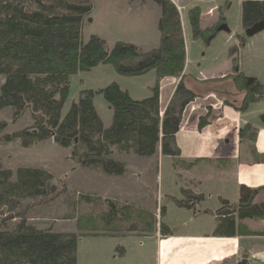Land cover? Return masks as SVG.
<instances>
[{"label":"trees","instance_id":"obj_1","mask_svg":"<svg viewBox=\"0 0 264 264\" xmlns=\"http://www.w3.org/2000/svg\"><path fill=\"white\" fill-rule=\"evenodd\" d=\"M152 1L159 8V42L144 51L122 41L109 47L97 35L84 42L81 29L91 12L90 0H0V76L3 78L0 109H11L12 122L25 112H29L31 120L30 127L4 135V141H18L20 146L28 148L51 139L56 145L70 149L74 163L99 169L108 176L125 172V164L113 158L114 151L145 158L159 151L172 159L175 170L191 167L192 163L180 158L174 139L185 107L195 98L182 82L186 50L180 12L173 0ZM221 8L217 10L214 25L203 26L200 7L187 9L193 39H201L207 45L214 38L217 27L226 24ZM240 21L241 28L250 33L264 28V0H241ZM237 51L235 45L229 50L233 71L230 77L236 90L244 93L239 107L244 109L263 96V89L257 79L237 71V58L233 56ZM100 64H109L117 74L128 77L154 71L150 95L133 99L113 81L96 91H80L77 100L61 116L70 77ZM165 77L181 79L161 112L159 82ZM95 94L102 95L111 111L106 127L93 104ZM259 118L264 125V112ZM204 123L200 121L199 126ZM247 130L253 138L256 131L249 124L240 134ZM177 176L182 184L179 190L182 198L175 202L192 209L202 201L203 195L196 193V182ZM261 190L264 187L241 184L235 204L221 199L220 207L214 212L213 235L255 234L242 221L264 218V199L255 202ZM61 197V209L67 214L53 216L46 227L29 220V212L36 206L49 205ZM60 218L75 221L77 230L83 234L112 231L111 228L145 233L154 224L153 214L132 204L69 190L65 185L58 188L52 175L42 168L18 167L13 171L0 161V264H76L79 235L53 231L54 223ZM168 230L164 224L160 225L162 233ZM238 264L250 263L243 256Z\"/></svg>","mask_w":264,"mask_h":264},{"label":"crops","instance_id":"obj_2","mask_svg":"<svg viewBox=\"0 0 264 264\" xmlns=\"http://www.w3.org/2000/svg\"><path fill=\"white\" fill-rule=\"evenodd\" d=\"M190 1V3L193 1L192 5L198 4L200 7V20L205 17L207 21L212 19L206 14L210 8L216 12L215 17H217V10L221 7L215 2L210 3L212 0ZM185 5L186 11L192 6L187 3ZM181 15L180 13V17ZM185 16L184 20L187 24V15ZM186 28L182 24L186 50L182 82L195 94V98L185 107L174 139L180 151V158L192 165L185 170H175L172 167V159L162 156L159 151L151 157L137 158L150 160L155 157L158 165L167 158L173 176L179 174L184 179L190 177L188 180L197 183L196 193H201L203 199L188 210L175 202V199L182 198L179 188L176 193L159 191L154 195L151 204L148 202L149 197L139 189L128 197H112L119 202L129 203L148 211L160 219L157 222L154 219L152 230L145 233L118 231L117 228L115 230L111 228L112 231L83 234L82 231L77 230L74 221L75 230L71 232L79 235L76 264H238L243 256L250 264H264V234H258L264 232V229L255 230L254 227L256 220L261 221L264 227V218L242 221L255 234L222 237L212 233L215 227L214 212L220 207L221 199L235 204L238 201V188L241 184L252 188L264 187V125L259 118L264 112V66L259 72L247 74L261 83L263 96L255 102H250L244 109H240L244 93L235 88L230 77L233 75L231 66L228 62L218 63V58H214L213 55L206 62H203L206 58H203L204 54L201 58H190L188 40L190 39L191 42L193 38L191 28L188 26L190 33H187ZM263 55L259 52L257 56L262 59ZM199 60L200 63L197 64ZM147 74H151L149 77L151 84L145 85L144 98L150 95V89L155 82V73L151 71ZM180 79L165 77L160 80L161 112L171 99ZM122 89L127 90L133 98L128 88ZM200 121L205 123L199 126ZM248 124L256 131L253 138L249 136L251 132L248 130L240 134ZM125 164L128 168L127 163ZM262 199H264V190L256 195L255 202ZM161 224L168 227L166 233L160 231ZM94 227L103 229L100 225ZM79 242L86 244L78 245ZM79 256L83 257L82 261L79 260Z\"/></svg>","mask_w":264,"mask_h":264},{"label":"rangeland","instance_id":"obj_3","mask_svg":"<svg viewBox=\"0 0 264 264\" xmlns=\"http://www.w3.org/2000/svg\"><path fill=\"white\" fill-rule=\"evenodd\" d=\"M90 1L92 6L91 12L89 17L84 19L81 29L84 42L91 35H97L103 38L109 47L116 41L133 43L144 51L158 45L157 18L159 16V8L152 0ZM173 1L182 14L183 26H186L187 33H190L188 32V18L187 24L184 20L185 15H187L185 4L187 3L190 6L193 4V1L192 3H190V0ZM213 2L217 6L221 5L223 7L227 28L217 32V35L208 45L201 39H191V42H189V39L190 58H201L202 54H204L203 58H206L203 62H206L213 55L214 58H218V63L221 61L223 63L228 62L231 66L229 50L235 45L238 46V51L233 56L237 58L238 72L251 77L247 74L259 72L261 67L264 66V55L262 59H259L257 56L259 52L264 54V28L253 33L241 28V0L210 1V3ZM196 5L198 6V4L192 6ZM213 12L211 8L208 9L206 14H209V18L212 17V19L207 21V17L203 18L200 22L201 26L205 24L214 25L216 12ZM242 38H244V41L241 43ZM198 63H200V60ZM258 64L261 66L259 67ZM147 73L141 75L142 77L122 76L116 73L113 66L100 64L87 72L74 74L69 79L68 95L63 104L61 116L67 112L70 104L77 100L80 91L85 89L96 91L113 81L122 88H128L133 99H140L146 94L145 85L147 83L151 84L149 78L151 74ZM2 81L3 78L0 76V84ZM93 104L104 126H108L111 111L101 94L94 95ZM11 115L12 111L10 108L0 109V161L5 168L13 171L18 167L42 168L52 175L53 183L58 188L65 185L69 190L84 194H95L103 198L111 197L109 199L116 196H131L139 189L143 190L144 194L149 197L148 202L151 204L154 195L159 191H175L173 193H176L178 192V188L180 190L182 184L178 180L177 174H175L176 177L173 176L171 164L167 158L163 163L160 162L158 165L155 157L146 160L145 158H137L138 156H126L114 151V158L118 161L121 160L120 162L123 161L124 164L127 163L128 168H126L125 164V172L120 177L108 176L103 174L99 169L84 168L74 163L70 159V149L56 145L51 139L41 141L28 148L20 146L18 141L5 142L4 135H10L31 125L29 112H25L16 122H12ZM189 178L188 176L186 177V179ZM138 186L139 188H137ZM62 199L63 197L51 202L49 205L36 206L29 212V220L36 223L39 227H46L53 216H59L62 213L63 215L67 214L61 209L60 204ZM154 219L157 222L160 217L154 216ZM245 227L249 230L247 225ZM254 227L256 228L255 230L264 229L259 220H256ZM59 230L64 232L74 231V221L61 218L56 220L53 231ZM79 243L78 245L82 246L86 244V242ZM79 260L82 261L83 257L79 256Z\"/></svg>","mask_w":264,"mask_h":264},{"label":"water","instance_id":"obj_4","mask_svg":"<svg viewBox=\"0 0 264 264\" xmlns=\"http://www.w3.org/2000/svg\"><path fill=\"white\" fill-rule=\"evenodd\" d=\"M261 27L263 26L261 25ZM226 28H227L226 24H223V25L218 26L216 31L219 32V31L225 30Z\"/></svg>","mask_w":264,"mask_h":264}]
</instances>
